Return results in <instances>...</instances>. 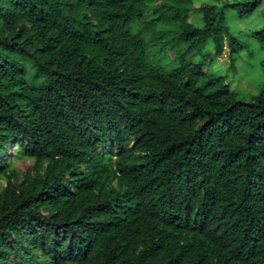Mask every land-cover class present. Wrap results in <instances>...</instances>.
<instances>
[{"label": "trees", "instance_id": "16d2710c", "mask_svg": "<svg viewBox=\"0 0 264 264\" xmlns=\"http://www.w3.org/2000/svg\"><path fill=\"white\" fill-rule=\"evenodd\" d=\"M249 38L264 0H0V264H264Z\"/></svg>", "mask_w": 264, "mask_h": 264}, {"label": "rangeland", "instance_id": "374dc122", "mask_svg": "<svg viewBox=\"0 0 264 264\" xmlns=\"http://www.w3.org/2000/svg\"><path fill=\"white\" fill-rule=\"evenodd\" d=\"M200 4V2L196 3L195 8L189 14V20L195 22L197 25H201L196 20ZM241 27L245 28L244 24H241ZM239 40L240 42L244 41L243 37H239ZM248 41L250 43L249 47L237 57L233 67H231L228 47H225L223 55L217 58V64L222 71L221 73L226 76V81L245 100H250L252 96L256 95L264 84V71L260 63L261 59L264 58V49L260 48L254 39L249 38ZM168 54L171 56L170 51H168ZM13 151H15V146L14 143H11L9 145V154ZM31 164L32 161L27 158L14 157L9 159V167L15 170L16 176L19 179ZM5 182V177L0 176V190L5 185Z\"/></svg>", "mask_w": 264, "mask_h": 264}]
</instances>
